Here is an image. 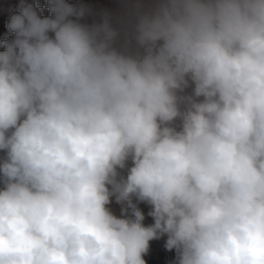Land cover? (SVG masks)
<instances>
[{"label":"clouds","instance_id":"1","mask_svg":"<svg viewBox=\"0 0 264 264\" xmlns=\"http://www.w3.org/2000/svg\"><path fill=\"white\" fill-rule=\"evenodd\" d=\"M120 5L7 18L0 264H264V0Z\"/></svg>","mask_w":264,"mask_h":264},{"label":"bare ground","instance_id":"2","mask_svg":"<svg viewBox=\"0 0 264 264\" xmlns=\"http://www.w3.org/2000/svg\"><path fill=\"white\" fill-rule=\"evenodd\" d=\"M41 2L43 3L45 0H41ZM70 2H76V0H70ZM81 2L89 5L97 12L105 9L116 12L121 6L120 0H81ZM18 3L19 0H0V30H7L5 27L7 18L16 11ZM40 11L42 15L48 14L46 9H41Z\"/></svg>","mask_w":264,"mask_h":264},{"label":"rangeland","instance_id":"3","mask_svg":"<svg viewBox=\"0 0 264 264\" xmlns=\"http://www.w3.org/2000/svg\"><path fill=\"white\" fill-rule=\"evenodd\" d=\"M12 34L5 29L0 30V40L10 38ZM113 211L119 214V206L113 204ZM141 208L145 211V214L148 211V208L145 205H141ZM145 223H151V218L146 216ZM164 239L158 241L150 242V251L148 255L145 256V260L148 264H171V261L174 259V252H168L163 247ZM161 247V248H160Z\"/></svg>","mask_w":264,"mask_h":264}]
</instances>
